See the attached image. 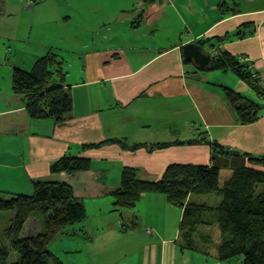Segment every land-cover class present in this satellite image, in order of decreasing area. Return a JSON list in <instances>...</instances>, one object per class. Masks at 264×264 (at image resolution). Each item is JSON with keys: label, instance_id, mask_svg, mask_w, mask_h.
<instances>
[{"label": "crops", "instance_id": "0c3cea01", "mask_svg": "<svg viewBox=\"0 0 264 264\" xmlns=\"http://www.w3.org/2000/svg\"><path fill=\"white\" fill-rule=\"evenodd\" d=\"M188 44L211 62L222 53L243 57L260 93L230 69L198 71L183 56ZM11 49L19 58L7 64ZM48 55L72 97L71 113L58 124L32 119L11 87L14 67L29 70ZM226 89L257 106L254 122L240 121ZM161 144L167 146L152 148ZM86 145L97 147L82 150ZM64 157L87 159L90 169L52 173ZM258 158H264V0H0V195L30 193L41 182L72 188L86 218L60 235L69 236L66 243L48 248L63 264H240L217 259L215 225L199 226L197 249H184L183 210L163 194H144L122 211L112 194L125 168L156 182L171 165L215 166L225 180ZM219 200L188 197L211 208ZM31 220L28 235L40 230Z\"/></svg>", "mask_w": 264, "mask_h": 264}, {"label": "trees", "instance_id": "16d2710c", "mask_svg": "<svg viewBox=\"0 0 264 264\" xmlns=\"http://www.w3.org/2000/svg\"><path fill=\"white\" fill-rule=\"evenodd\" d=\"M211 69H230L260 93L251 72L239 59L222 53L213 57ZM62 81L53 55L38 59L29 70L12 69L13 93L22 97L32 119H51L58 124L71 113V93L63 88ZM224 92L243 124L256 120L255 104L230 89ZM95 147L86 145L82 150ZM250 161L254 166L234 169L221 184L219 168L215 166L171 165L156 182L139 180L134 169L125 168L112 194L114 207L118 211L132 210L142 195L163 194L170 204L183 210L180 231L184 249H197L194 237L199 226L215 225L220 232L218 260L238 258L240 264H264V170L256 168L264 169V158ZM89 169V160L77 157H64L51 167L52 173L68 175ZM212 194L220 197L215 208L188 203L190 195ZM6 212H11V219L4 230V241L0 242V264H63L48 248L67 227L86 218L84 205L74 197L72 188L61 182L33 183L30 193L0 195V213ZM31 218L39 221L40 230L24 235ZM130 224L135 227L133 221ZM11 252L17 258L8 263Z\"/></svg>", "mask_w": 264, "mask_h": 264}, {"label": "rangeland", "instance_id": "374dc122", "mask_svg": "<svg viewBox=\"0 0 264 264\" xmlns=\"http://www.w3.org/2000/svg\"><path fill=\"white\" fill-rule=\"evenodd\" d=\"M16 51V50H15ZM15 51H13V49L10 50V53L6 56V63L7 64H10L17 61L18 60V56H16L15 54ZM248 85V84H247ZM224 173V170L221 171V174H220V184L222 183V181L224 180V177H223V174ZM11 215V212H6V213H0V242L4 241V230L9 226L10 224V217ZM33 219V218H31ZM30 219V220H31ZM32 223H35L34 221L31 220V222L26 225L27 227L25 228L26 229V232H27V229L28 231H30V228H31V225ZM30 227V228H29ZM72 226H69L67 227L66 229L70 228ZM24 235H26V233H24ZM67 237V238H66ZM69 236H59L57 239H55L54 241L51 242L49 248H53L55 249L57 246H61V243H66L69 239ZM1 244V243H0ZM4 245L8 244V243H2ZM9 248V247H8ZM51 252V251H50ZM17 258V255L15 253H10L9 257H8V262H13L14 260H16ZM71 258V257H70ZM69 259V258H68ZM63 262V261H62Z\"/></svg>", "mask_w": 264, "mask_h": 264}, {"label": "water", "instance_id": "95a60500", "mask_svg": "<svg viewBox=\"0 0 264 264\" xmlns=\"http://www.w3.org/2000/svg\"><path fill=\"white\" fill-rule=\"evenodd\" d=\"M182 50L185 60L191 62L198 71L207 72L211 69V58L209 55L203 53L201 47L194 44H188L183 46ZM230 154L237 153L231 151Z\"/></svg>", "mask_w": 264, "mask_h": 264}, {"label": "built area", "instance_id": "2783aa9c", "mask_svg": "<svg viewBox=\"0 0 264 264\" xmlns=\"http://www.w3.org/2000/svg\"><path fill=\"white\" fill-rule=\"evenodd\" d=\"M28 3H30V2L28 1ZM239 62H241V63H242V62H245V59H244L243 57H240V58H239Z\"/></svg>", "mask_w": 264, "mask_h": 264}]
</instances>
